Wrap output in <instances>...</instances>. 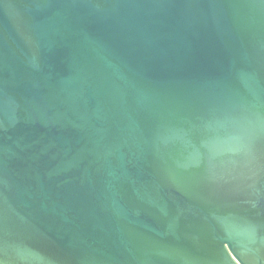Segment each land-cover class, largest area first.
<instances>
[{"label": "water", "instance_id": "1", "mask_svg": "<svg viewBox=\"0 0 264 264\" xmlns=\"http://www.w3.org/2000/svg\"><path fill=\"white\" fill-rule=\"evenodd\" d=\"M0 264H264V0H0Z\"/></svg>", "mask_w": 264, "mask_h": 264}]
</instances>
